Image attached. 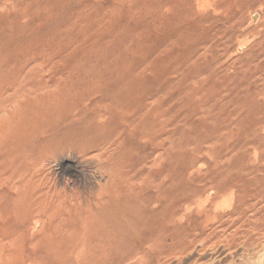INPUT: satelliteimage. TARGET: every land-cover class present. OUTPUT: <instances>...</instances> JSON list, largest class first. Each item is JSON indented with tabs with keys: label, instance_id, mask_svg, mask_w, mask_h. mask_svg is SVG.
Masks as SVG:
<instances>
[{
	"label": "bare ground",
	"instance_id": "obj_1",
	"mask_svg": "<svg viewBox=\"0 0 264 264\" xmlns=\"http://www.w3.org/2000/svg\"><path fill=\"white\" fill-rule=\"evenodd\" d=\"M139 1L84 0V5L75 9L73 0H0L4 5H0V204L5 208L6 203L8 210L13 211L16 204L20 205L22 195L27 194L23 203L36 208L33 223L41 222L40 216L50 220L62 218L71 210L79 212L83 223L90 220L82 212L117 216L121 203L123 214H130L136 210L133 202L136 203L138 191L132 190V172L137 162L136 151L141 148L139 143L161 148V162L153 164V171L155 177H163L149 200L150 219L145 220L153 221L158 230L137 250L144 256L164 254L184 245V210L192 199L184 193L182 123L173 120L182 115V108L190 99V106L194 107V101L182 92L174 97L178 101H167L171 98L157 92L155 97L147 95L158 86L143 93L146 84L157 85V78L150 80L143 70L140 75L135 64L143 44L137 37L141 31L136 22ZM9 3L17 8L11 11ZM63 11L67 16L62 15ZM24 19L25 23L20 22ZM191 21L189 28L196 26ZM225 25L220 30L223 35L230 31V25ZM158 68L156 64L155 70H148L159 73ZM44 71L48 74H42ZM52 162L57 163L61 177L65 173L70 175L64 177V187L57 188L48 176ZM174 163L179 168L173 170ZM164 164L169 168L165 170ZM229 170L230 166L225 165L221 172L211 176L209 186L203 189L209 192L206 201L229 188ZM78 176L93 185L83 195L67 189ZM216 218L209 210L204 212L203 226L213 225ZM89 238L54 241L31 236L28 242L35 246L37 241L42 246L41 254L33 259L35 264L71 258L86 259L84 264H99L105 247L99 240ZM12 243L10 238H0V264H8L5 260L15 251ZM18 248L21 264L31 261L30 256L22 254L23 242Z\"/></svg>",
	"mask_w": 264,
	"mask_h": 264
},
{
	"label": "rangeland",
	"instance_id": "obj_2",
	"mask_svg": "<svg viewBox=\"0 0 264 264\" xmlns=\"http://www.w3.org/2000/svg\"><path fill=\"white\" fill-rule=\"evenodd\" d=\"M83 1L73 0L74 8L83 6ZM149 1L150 5L156 2L155 6L148 5ZM196 1L141 0L136 4V22L147 38L141 36V31L140 35L137 33L143 44L139 46L142 50H138L135 56L136 68L140 75L143 70L150 80L157 78V85L151 82L146 84L143 93L158 86L147 95L155 97L157 92L162 97L171 98L167 101H178L174 97L182 92L192 97L193 106L196 107L190 106V99L183 106L182 115L173 120L174 123H182L180 145L184 193L186 198L192 199L184 210L183 248H175L160 255L147 253L142 256L137 251L158 230L153 221L145 220L150 219L152 209L149 200L155 193L156 184L163 177L162 174L155 177L153 171V164L161 162L158 155L162 149L139 143L141 148L136 151L137 162L132 172V190L138 191L136 203L133 202L136 210L130 214H123L125 210L121 203L117 216L82 212L90 220L83 223L78 218L79 212L71 210L62 218L50 220L40 216L41 222L33 223L36 208L27 202L23 203L27 194L17 198L18 203L20 200L21 203L16 204L13 211L8 210L6 203L5 208H1L0 204V238H10L15 250V254L11 253L5 260L8 264H21L18 246L22 242L23 256H30L31 259L23 264L37 262L33 259L41 254L42 246L37 241L35 246H31L28 242L31 236L37 240L54 241H71L79 237L99 240L105 247L99 264H264V0ZM10 5L11 11L17 8L15 4ZM23 7L28 6L24 4ZM65 12L62 15L67 16ZM156 18L159 20L156 21ZM191 19L196 25L194 29L189 28ZM164 20L166 22L162 23ZM20 22L25 23V19ZM225 24L230 25V31L223 35L220 30L226 27ZM165 27L168 29L165 30ZM147 32L150 35L145 34ZM156 64L159 65L156 69H160L159 73H151L148 68L153 69ZM146 71L151 74L147 72L146 75ZM42 74L47 75L48 72ZM157 80L161 83H157ZM167 128H171V125ZM171 155H174L173 151ZM225 165L230 166L228 172L232 177L229 188L206 201L209 192L203 189L209 186L211 176L221 172ZM49 166L52 171L48 173L52 177H49L50 180L54 181L55 186L58 185L57 188L64 187V177L70 175L65 173L61 177L56 162ZM162 167L166 170L169 165L164 164ZM176 168L179 166L174 163L173 170ZM86 171L90 173L89 168ZM80 178L78 176L73 180L67 189L83 195L93 185L88 183L89 175L86 176V182ZM208 210L212 215H217V221L213 225L203 226L204 212ZM85 261L83 258L60 259L52 264H84Z\"/></svg>",
	"mask_w": 264,
	"mask_h": 264
}]
</instances>
